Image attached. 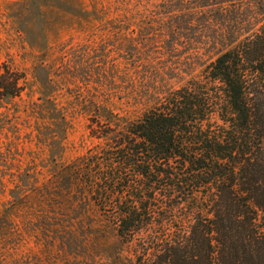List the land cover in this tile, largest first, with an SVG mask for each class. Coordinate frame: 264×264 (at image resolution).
<instances>
[{
	"label": "rangeland",
	"instance_id": "rangeland-1",
	"mask_svg": "<svg viewBox=\"0 0 264 264\" xmlns=\"http://www.w3.org/2000/svg\"><path fill=\"white\" fill-rule=\"evenodd\" d=\"M256 2L0 0V74L9 65L27 78L21 96L0 103V264H135L91 202L42 190L50 158L76 160L98 144L97 115L138 120L198 77L224 48L220 31L250 29L264 12ZM44 97L67 125L43 119Z\"/></svg>",
	"mask_w": 264,
	"mask_h": 264
},
{
	"label": "trees",
	"instance_id": "trees-1",
	"mask_svg": "<svg viewBox=\"0 0 264 264\" xmlns=\"http://www.w3.org/2000/svg\"><path fill=\"white\" fill-rule=\"evenodd\" d=\"M256 3L261 10L264 2ZM261 11L248 18L250 29L220 31L224 48L216 59L138 120L111 110L96 116L105 123L93 118L90 136L99 143L76 160L50 158L42 190L91 202L135 264H264ZM26 83L25 74L4 65L0 103L21 96ZM40 101V108L49 105L44 120L67 125L53 100ZM65 224L58 223L69 233Z\"/></svg>",
	"mask_w": 264,
	"mask_h": 264
}]
</instances>
